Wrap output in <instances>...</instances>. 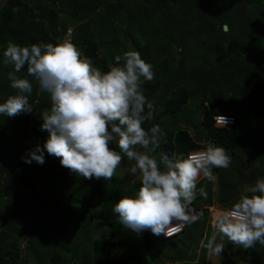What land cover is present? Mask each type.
Wrapping results in <instances>:
<instances>
[{
	"label": "rangeland",
	"instance_id": "rangeland-1",
	"mask_svg": "<svg viewBox=\"0 0 264 264\" xmlns=\"http://www.w3.org/2000/svg\"><path fill=\"white\" fill-rule=\"evenodd\" d=\"M8 1L0 0V10ZM223 1L226 0H206L204 8L197 10L196 12L199 13L195 14L194 17L192 15L190 22H185L187 11L194 7V0H159L160 5L153 7L157 10L153 16L154 19L149 22L148 19H142V15H145V11L148 10H143L142 5L145 8L147 4L152 7L157 2L128 0L125 2V10H128L131 16L133 15L132 18L137 27L141 24V28L138 30L135 27L133 41H126V38L123 37L124 32L126 33L129 28L126 12L115 13L113 24L108 20L109 17H106L108 23L105 26L103 23L100 24L103 28L102 32L101 28L98 29L97 20L100 21L99 18L107 15L102 13L106 8L112 6L111 8L114 9L116 6L114 3L99 6L96 13L89 17V21H94L88 25L91 29H83L81 30L82 33L79 28L84 26L85 22H82L81 25V21H76L71 14L61 11L60 7H54L49 0H43L41 8L35 11L34 7L37 0H34L18 10V14L24 16V19L19 27H15L14 30L19 32V35L24 29L26 31H30L32 28L36 30L37 28L32 25L38 22V17L48 16L47 13L54 10L57 12V25L48 27L49 30L45 31L46 33L39 35L36 38L38 40L36 44H47L42 42L44 39L55 40L53 44L67 41V37L64 38L65 36L61 39L54 36L60 26H66L67 31H73L74 44L76 36L84 35L96 40L99 52L108 61L107 65H114L116 63L114 58L117 55L122 56L124 52L129 50L138 51L142 59L153 66L154 71V79L145 81L142 85L144 95L155 103V116L150 121V126L159 124L165 133L170 134L179 129H188L194 139H197L198 133L207 139L208 131L203 121L206 111L246 115L247 106L252 103L263 106L264 109V32L261 28L264 20V1L258 6L256 3L254 5L246 4L247 0H230L232 7L244 6V10H246V13L242 11L237 16L232 15L230 21L231 32H229V28L228 30L224 29L225 24L229 23L228 21L217 22L216 20L218 2ZM118 3L124 4L123 0H119ZM67 10L70 11V9ZM171 10H174V12ZM147 12L149 16L153 14ZM148 13L146 14L148 15ZM200 13L202 19L198 20ZM170 14H174V20L170 18ZM31 15L38 17L33 18ZM200 20L201 23H199ZM186 23L190 25L188 29L190 32H182ZM222 26L225 32H229L228 34L221 31ZM164 37L165 40H163ZM36 39H30L28 44L23 46L35 44ZM153 43L162 46L158 47ZM76 46L79 49L81 48L78 45ZM196 53L200 63L195 60L196 56L194 55ZM1 68L2 65L0 64ZM100 70L105 71L102 67H100ZM29 80L33 85L37 83L33 78ZM185 91L188 92L189 96L184 111L174 116L163 115L164 102L171 97L183 94ZM13 94H15V91L10 88V81L0 73V103H3L9 95ZM31 94L36 95V97L33 101V111L30 112L31 119L29 116L27 131L25 133L20 130L10 132L0 127V142H2L0 144V165L3 170V174L0 176V195L4 194L6 196V188L10 185L12 190L17 188L18 191H21L19 198L23 197L22 200L24 201L37 203L38 196L42 195L45 196L47 202L58 201V204H62L59 209L51 206L52 213L55 216H60L56 215L58 210L59 214L73 215L77 212L79 206L76 204L71 205L67 189L64 191L60 189L62 179L55 180L54 177H49L58 173L55 174L53 167L47 165L48 162H51V157L46 150L44 153L45 162L42 165L35 161L31 164L25 163L22 159L26 167L24 175L20 170L19 156H28L29 150L34 149L37 144L43 146L49 135L47 131L41 130L42 120L39 116V110L50 108V96L47 92L40 91L38 86L33 87ZM206 97L210 98L212 102L205 99ZM44 98H46V101H43ZM0 118L5 120L7 117L0 115ZM187 121L193 122L195 128H189ZM243 123L245 124L243 132L246 140L245 145L236 149L217 145L224 147L228 155L231 156V164L227 169L218 168V171L213 169L214 180L210 181L201 176L200 181H203L207 198L198 194L196 201L193 203L197 212H202L205 215L208 213L207 228L199 243V255L201 253L200 259L204 264H264V246L260 244H257L254 249L245 250L229 243L222 252L221 258L210 257L207 250L201 247V241L206 242L213 231L212 223L216 219L214 216L217 217L222 211L227 210L229 206L231 207L238 200L242 188L253 185L256 180L264 178V119L246 116ZM193 130L196 131L197 135ZM163 139L164 137L161 142ZM208 142L209 140L205 141L204 144L207 145ZM9 147H11L13 155L7 153L9 150L6 149H9ZM110 147L119 151V147L115 142L110 144ZM161 149L162 147L157 150V154L161 152ZM133 163V161H129L127 157H124L123 162L112 178L117 179L119 173V177L124 180L126 189L140 183L137 176L129 172V168ZM26 174L31 175L29 182L35 186V191H31L32 187L25 186L27 184L24 177ZM70 175H74L76 179H85L72 171H70ZM42 183L45 187H41ZM25 190L27 191L25 192ZM52 193L56 194L53 196L48 195ZM36 208L34 209L37 210ZM111 214L114 216L113 225H110L111 222L108 219H106L107 222L104 221V217L109 216L105 214L96 221L97 224L102 221L101 226L108 233L106 238H103L111 240L112 247H114V244L116 246V249L112 251L113 262L111 261V264H120V260L123 258L130 264H152L151 260L144 259L142 252H138L137 248L140 247L138 245L140 242L136 243L138 246L134 244L124 251L119 243L114 242V238H117L116 233L119 232L120 235L121 233L127 234L129 229L118 224L116 215ZM19 216H21L20 212L16 214V221L19 220ZM53 218L54 216L52 218L42 217L38 213L27 212L25 218L22 219L21 217L16 224L19 230L20 228L30 230L31 226H34L38 220L41 219L44 226ZM3 222L4 218L0 217V237L2 234H6L5 232L9 234ZM208 226L210 229H208ZM92 227L91 236H97L99 233L96 231L95 224ZM45 230L47 229L42 230L40 228L28 235L25 234V231H20L16 233L18 237L6 240L0 238V255L10 264H34L37 260L36 255L33 253V247L31 249V244L39 241V244H36V250H39L41 254L39 256L45 258L46 264H50L57 255H59L57 264L81 263V259H78L71 252L77 245L75 235H69L68 242L65 240L58 242L56 239L47 240L46 236L49 235V232H45ZM155 237L158 247L162 248L160 235H155ZM141 248L143 249V246ZM166 254V252H161L159 256L165 261ZM71 256L74 258L69 261ZM90 260L92 263V257ZM152 262L158 264L157 261H154V258Z\"/></svg>",
	"mask_w": 264,
	"mask_h": 264
},
{
	"label": "clouds",
	"instance_id": "clouds-1",
	"mask_svg": "<svg viewBox=\"0 0 264 264\" xmlns=\"http://www.w3.org/2000/svg\"><path fill=\"white\" fill-rule=\"evenodd\" d=\"M225 28L229 26L225 24ZM72 33L68 30L67 41L55 45L9 42L3 52L4 63L14 66L7 78L15 94L0 103V115L14 118L33 111L29 102L33 84L17 75L25 66L27 75L51 101L50 108L39 110L40 127L48 138L43 146L37 144L29 150L22 157L24 162L42 165L46 150L78 176L105 181L114 177L127 157L134 162L129 172L137 176L140 187L135 195L123 196L112 210L116 222L138 237L148 230L170 237L202 219L203 213L192 207L198 193L207 198L204 188H197L201 176L214 180L212 170L229 168L231 156L212 141L187 156L157 154L166 133L159 124L144 127L154 119L156 109L142 89L145 81L154 79L153 66L138 51L129 50L115 56L116 63L101 71L73 43ZM216 119L227 126L225 116ZM114 142L119 151L110 147ZM240 193L213 221L206 242L201 241L210 257L221 258L229 243L245 250L264 246V178Z\"/></svg>",
	"mask_w": 264,
	"mask_h": 264
},
{
	"label": "trees",
	"instance_id": "trees-1",
	"mask_svg": "<svg viewBox=\"0 0 264 264\" xmlns=\"http://www.w3.org/2000/svg\"><path fill=\"white\" fill-rule=\"evenodd\" d=\"M34 0H9L5 6H3L0 10V64L2 65V68L0 69V73L5 75L7 77V73L14 71V66L12 64H5L4 63V56L3 52L9 42L17 43L19 45H26L28 44L30 39H36L39 35H42L45 31L49 30L48 27L57 25V12L51 11L48 12V16H42L41 18L38 16H33V18L38 17V22H36L33 27H36L37 29L30 31H26L25 29L20 32H16L14 30L15 27H19V25L22 23L24 16L19 15V9L22 6H27L29 3ZM43 0H37L35 3L34 10L37 11L41 8ZM51 1V4L58 8H61V11L71 14V16L76 19V21H81L80 24L82 25V22H85L86 24L84 26H79V31L85 30V29H91L88 27V25L94 21H89V17L93 13H96V10L99 6H102L104 4H116L115 8H106L102 13L107 14L105 17H101L100 21L97 20L98 23L97 27L98 29L101 28V32L103 30L102 26L100 24L103 23L105 26L108 23V20L111 22V24L114 23V15L115 13L121 14L122 12H126V16H128L129 21V28L126 33L124 32L123 37L126 38V41H133L135 38L134 31L141 28V24L137 27L136 22L133 20L132 16L129 14L130 12L128 10H125V2L128 0H123L124 4H119V0H49ZM149 2L156 3L152 7L147 4L146 8L144 5H142L143 10L148 9L150 13L152 12L151 16H149V13L145 11V15H142V19L146 20L148 19L149 22H152L154 19V14L157 12V10L153 7L160 5L159 0H148ZM264 0H247L246 4L254 5L255 3L260 6L263 3ZM143 2V1H142ZM145 2V1H144ZM144 4V3H143ZM204 5H206V0H194V7L187 11L186 13V20L185 22L191 21V16H195V14L199 13L196 12L197 10H201V8H204ZM151 8V10H150ZM67 9H70L68 11ZM153 9V10H152ZM244 6L240 7H232L230 4V0H226L223 2H218V12L216 14L217 22H223L228 21L229 23H226L229 26V32L232 31L231 29V20L232 15L237 16L242 11L246 13V10H244ZM174 12V10H171ZM128 12V14H127ZM232 12H234L232 14ZM148 13V15L146 14ZM223 15V16H222ZM170 18H173L174 14H170ZM106 17H109L107 20ZM202 19V14L200 13L198 20ZM45 22H44V21ZM84 20V21H82ZM142 20V22H143ZM146 22V21H144ZM201 23V20L199 21ZM143 25V23H142ZM188 25V26H187ZM58 26H60L58 24ZM101 26V27H100ZM103 26V27H104ZM187 26V27H186ZM189 24L186 23L183 26L182 32H190ZM136 27V28H135ZM146 28V25H145ZM264 32V20L262 22V27ZM221 31L224 34H228L229 32H225L222 26ZM67 32L66 26H60L57 34L54 33V36L61 39L64 37L65 33ZM82 32V31H81ZM46 33V32H45ZM83 33V32H82ZM85 34V33H84ZM160 34V33H159ZM84 36V35H83ZM83 36H76L75 45H78L81 47L83 51V55H86L90 58H92L94 62V66L102 69L105 71L108 70V61L102 56V54L98 50V43L96 40L90 38V37H83ZM137 38V36H136ZM41 39V38H40ZM165 40V37L164 39ZM55 41V40H54ZM53 40L44 39L42 42L46 43H52ZM160 41V40H159ZM38 42L36 39L35 44ZM148 42V40H147ZM59 42H57L58 44ZM43 44V43H42ZM56 43H54L55 45ZM154 45L162 46L157 43H153ZM104 54V53H103ZM196 53L194 56H196V61H199V58ZM200 63V61H199ZM17 75L21 78H27L32 79V77L27 75V69L26 66L24 69L21 70L20 73H17ZM8 79V78H7ZM34 79V78H33ZM36 83V82H35ZM38 86L37 83L33 85V87ZM45 95V93H44ZM188 92H184L183 94L175 97H171L168 100L164 102L162 114L163 115H177L180 112L184 111V108L186 104L188 103ZM36 95L30 94L29 95V102L33 105V101L35 99ZM209 99L210 98H205ZM43 101H46V98L43 99ZM212 102V101H211ZM51 106V104H49ZM248 109L246 111V115H240V114H226V113H214V111H206L204 116V124L205 128H207L208 131V138L205 139L203 136H201L199 133L197 135L196 131H194L197 135V139H194L192 135L190 134L188 129H179L176 130L174 133H166V136L161 142V152H167V154L171 157L173 154H183L184 156H187V154L190 151L195 150H203L205 148L204 142L209 140L212 141L216 145H223L226 148L229 149H236L239 147H242L245 145L246 140L244 137V127L245 124L243 123L244 119L247 117H256V118H263L264 119V109L263 106H257L255 103L249 104L247 106ZM214 114H226V115H232L236 118L235 126L231 129L227 128H217L213 124V115ZM29 116L30 112H25L17 115L16 117H7L5 120H2L0 118V127L5 128L7 131L14 132L16 130H20L22 133H25L27 129L29 128ZM189 128H195V124L193 122H188ZM144 127L147 129L150 127V121L146 122L144 124ZM6 138V137H5ZM6 142V140H5ZM2 142H0L1 144ZM4 144V142H3ZM1 147V145H0ZM10 155H13V152L11 151V147L9 149ZM56 159V160H55ZM20 160V170L24 175L25 171V163L22 160V157L19 156ZM47 165H51L53 167L55 174H52L49 176L50 178L55 179L56 176H58L59 180L62 179L60 184V189L65 190L67 189L68 195H69V201L71 205H78L79 208L77 212L73 215H62L59 214V210L56 213L55 216L54 213H52V207H57L59 209L60 205L58 202L53 200L52 202H47L44 195L38 196L37 203L34 201H24L22 200L23 197L19 198L20 192L17 188L16 190H12V186H8L6 188V196L0 195V217L4 218L3 225L4 227L9 231V234L5 232L6 234L1 235L2 240H6L8 238H14L18 237L16 233H19L20 231H25V234L28 235L30 232H35V230H39L40 228L47 229L45 232H49L46 237L47 240H57L60 242V240H65L68 242L69 237L71 235H75L77 239V245L74 249H72V253L76 255L78 259H81L80 264H111V261H113L112 258V251L113 249H116V246H111V240L104 239V234L107 232L106 230H103L101 228V223H96L99 219H101L100 216L102 215H109L110 212L113 209V206L123 197V196H131L135 195L140 187V183L135 184L134 186H131L129 189H126V185L124 183V180L122 177L117 176V179L112 180H103V179H76L74 175H70V171L68 168L63 167L60 163V158H57L55 156L52 157L51 162L47 163ZM215 171H218V168H214ZM3 170L0 165V176H2ZM27 180V184L25 186L32 187L31 191H35V186L29 182L31 180V175L26 174L24 176ZM203 180V179H202ZM41 187H45L44 184H41ZM203 188V181H200L197 185V188ZM45 190V189H44ZM27 190H25L26 192ZM29 193V191H28ZM61 193V192H60ZM1 194V193H0ZM56 193L48 194L49 196H53ZM62 194V193H61ZM199 194V193H198ZM197 194V195H198ZM62 196V195H61ZM5 198V199H4ZM34 204V205H33ZM36 204V205H35ZM37 207V208H36ZM36 208L37 210H35ZM230 208V206H229ZM3 210V211H1ZM20 212L19 216L20 218H25L26 213H38V215H42V217H50L54 216L51 221L47 225L43 226V221L40 219L36 224L31 226V229L28 230L26 228H23L19 230V227L16 223L20 221V218L18 221L16 218V214ZM216 218V216H214ZM79 218V219H78ZM106 219L110 220V215L104 217V221L107 222ZM84 221L83 223H81ZM85 223V224H84ZM34 224V223H33ZM95 224V228L97 233H99L97 236H91L92 233V225ZM208 224V213L207 215L203 214L202 219L198 220L197 222L187 225L185 232L176 237L172 238H165L163 234L160 235V240L162 241V248L158 247V242L155 240L154 237L150 240L148 238L147 242H143L142 238H137V240L140 242V247L137 248L138 252H142L144 254L145 260H151L150 262L153 264L152 259L154 258V261H157L158 264H166L165 261L160 258L159 254L161 252H166L167 256L169 257V260L171 261V264H204L201 262V259L197 263H191L189 261H194L192 259H185L187 257V246L190 243H196L197 246H199L200 240L203 238L205 229L207 228ZM208 229L210 227L208 226ZM19 230V232H18ZM197 233V235H196ZM54 234V235H51ZM56 235V236H55ZM70 235V236H69ZM118 237L116 239H120L122 241V237H124V241L117 242L123 247V251L126 248H131L133 246L132 240H130L129 236L126 234L121 233L116 234ZM47 243H50L51 241H46ZM52 243V242H51ZM128 243V246H126ZM36 244H39V241L35 242L34 244H31V249L33 247V253L36 255V260L34 264H46L45 258L41 255L39 250L37 249ZM143 246V249L141 248ZM144 250V251H143ZM18 256V255H17ZM92 257L93 261L91 263L90 258ZM73 256L69 258V261L73 260ZM156 258V259H155ZM201 258V253H200ZM59 259V255H57L55 258H53L52 262L50 264H57V260ZM121 259V258H120ZM185 261V262H184ZM188 261V262H186ZM44 262V263H43ZM0 263L1 264H10L8 261H5L3 256L0 255ZM33 264V263H32ZM120 264H130L127 263V260L124 258L120 260ZM143 264V263H141Z\"/></svg>",
	"mask_w": 264,
	"mask_h": 264
},
{
	"label": "crops",
	"instance_id": "crops-1",
	"mask_svg": "<svg viewBox=\"0 0 264 264\" xmlns=\"http://www.w3.org/2000/svg\"><path fill=\"white\" fill-rule=\"evenodd\" d=\"M80 50H81V52H82V49L80 48ZM83 53V52H82ZM50 157H51V159H52V155H50ZM56 160V159H55ZM118 176H120V174L118 173ZM55 179L57 180V177H55ZM94 179V178H93ZM58 202V201H57ZM192 207L196 210V208L192 205ZM197 211V210H196ZM111 213H114L113 212V210L110 212V222H111V224L110 225H113V222H114V216H113V214H111ZM116 215V214H115ZM106 218V217H105ZM109 220V219H108ZM101 228L103 229V230H105L102 226H101ZM131 230L129 229V232H127V236H129V238H130V240L132 239V242H133V245L135 244L136 245V243L137 242H139L138 240H137V238H139L137 235H136V233H134L133 231H131ZM119 233V232H118ZM118 233H116V234H118ZM108 235V233L106 232L105 234H104V237L106 238V236ZM147 236H148V238L151 240L153 237H154V234L150 231V230H148V231H144L143 233H142V235H140V238H142V241L143 242H147V240H148V238H147ZM116 237H118L117 235H116ZM122 239V241H124V237H122L121 238ZM114 240H116L117 242H122L120 239H116V238H114ZM119 240V241H118ZM116 241H114V242H116ZM121 245H125L124 243L123 244H121ZM138 245H139V243H138ZM138 245H136V246H138ZM114 246H115V244H114ZM126 246H128V243H127V245ZM167 255V254H166ZM185 259H192V260H194V261H189V262H191V263H197L199 260H200V255H199V246H197V244L196 243H190V244H188V246H187V257L185 258ZM113 262V261H112ZM185 262V261H184ZM186 262H188V261H186ZM165 263L166 264H171V261L169 260V257L167 256V258H165Z\"/></svg>",
	"mask_w": 264,
	"mask_h": 264
},
{
	"label": "built area",
	"instance_id": "built-area-1",
	"mask_svg": "<svg viewBox=\"0 0 264 264\" xmlns=\"http://www.w3.org/2000/svg\"><path fill=\"white\" fill-rule=\"evenodd\" d=\"M219 115H223V116H225L226 118H228V123H227V126L226 127H224L222 124H220V123H218L217 122V117L219 116ZM235 123H236V118L235 117H233V116H231V115H226V114H214L213 115V124H214V126L215 127H217V128H227V129H231V128H233L234 126H235ZM199 151H202V150H195V151H190L188 154H195V153H198ZM187 154V155H188ZM184 229H185V226L182 228V230L180 231V232H178V233H176V234H173L172 236H170V237H166V238H171V237H173V236H175V235H178V234H182L183 232H184Z\"/></svg>",
	"mask_w": 264,
	"mask_h": 264
},
{
	"label": "water",
	"instance_id": "water-1",
	"mask_svg": "<svg viewBox=\"0 0 264 264\" xmlns=\"http://www.w3.org/2000/svg\"><path fill=\"white\" fill-rule=\"evenodd\" d=\"M225 30H227V28L224 27Z\"/></svg>",
	"mask_w": 264,
	"mask_h": 264
}]
</instances>
